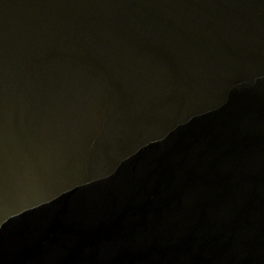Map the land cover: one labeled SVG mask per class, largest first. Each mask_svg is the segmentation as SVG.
Instances as JSON below:
<instances>
[{
	"label": "water",
	"instance_id": "95a60500",
	"mask_svg": "<svg viewBox=\"0 0 264 264\" xmlns=\"http://www.w3.org/2000/svg\"><path fill=\"white\" fill-rule=\"evenodd\" d=\"M0 264H264V0H0Z\"/></svg>",
	"mask_w": 264,
	"mask_h": 264
}]
</instances>
